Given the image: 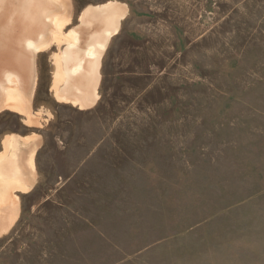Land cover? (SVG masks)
Instances as JSON below:
<instances>
[{
	"label": "rangeland",
	"instance_id": "obj_1",
	"mask_svg": "<svg viewBox=\"0 0 264 264\" xmlns=\"http://www.w3.org/2000/svg\"><path fill=\"white\" fill-rule=\"evenodd\" d=\"M70 2L64 32L124 13L90 106L58 99L84 85L52 44L32 59L39 123L0 111V152L36 142L0 264H264V0Z\"/></svg>",
	"mask_w": 264,
	"mask_h": 264
},
{
	"label": "bare ground",
	"instance_id": "obj_2",
	"mask_svg": "<svg viewBox=\"0 0 264 264\" xmlns=\"http://www.w3.org/2000/svg\"><path fill=\"white\" fill-rule=\"evenodd\" d=\"M123 13L124 8L113 2L98 6L94 12L86 8L80 19L81 22L86 19L84 31L87 32L80 28L64 32L63 27L71 17L70 0H0V111L9 109L25 114L28 124L39 123L37 116L29 111L36 77L32 71V59L52 44L68 47L55 54V63L57 67L63 66L64 72L69 67L76 71L81 66L82 74L77 83L84 85L82 98L71 95L73 88L68 86L64 93L57 94L58 99L78 108L90 106L88 100L93 101L96 92L98 57L108 38L116 32L118 19ZM93 25L95 30L91 28ZM91 37L96 39L93 44L87 42ZM79 59L81 62L75 65L73 62ZM22 138L10 135L2 140L0 234L6 231L17 214L15 192L25 191L33 180L34 149L32 147L28 151L29 146L21 147L20 142L27 144L32 141L35 145V138Z\"/></svg>",
	"mask_w": 264,
	"mask_h": 264
}]
</instances>
